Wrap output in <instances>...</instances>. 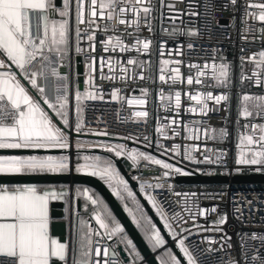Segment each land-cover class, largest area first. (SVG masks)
Listing matches in <instances>:
<instances>
[{"label":"snow or ice","instance_id":"1","mask_svg":"<svg viewBox=\"0 0 264 264\" xmlns=\"http://www.w3.org/2000/svg\"><path fill=\"white\" fill-rule=\"evenodd\" d=\"M164 7V0H159V6L153 0H0V149L33 150L32 154H0V173H76L98 178L151 250H162L155 257L160 264H264V231L245 230V214H250L257 200L247 201V206L243 197L231 201L232 217L242 225L234 244L224 230L228 213L219 204L200 205L202 199L223 200V194L177 191L172 182L174 176L192 174L191 169L186 170L187 164L195 165L196 172L204 171L202 165L227 169L229 150L210 148L209 143L223 144L230 137L236 141L234 171L247 168L264 173V0H230L224 5L232 9L231 26L237 28L243 42L237 81L242 95H237L232 128L228 126L232 94L215 90L230 89L233 64L212 49L211 58L206 56L203 63L188 61L186 76L181 73L182 56L175 61L159 59V84L151 82L158 89V108L166 115L157 114L150 134V114L143 107L150 89L143 87L139 96H127L113 82L130 85L137 71L145 79V72L153 69L154 42L162 57L167 41L199 35L198 29L175 24L166 29ZM200 7L210 14L215 2L201 0ZM192 8L190 3L188 14L197 15ZM171 19L175 21L176 16ZM157 31L161 35L156 36ZM257 41L258 52L250 54L243 46ZM186 46L189 50L194 47L192 42ZM74 61L83 64L82 74L72 71ZM104 81L109 82L108 93ZM179 84H186L187 90H175ZM244 84L259 92L249 94ZM106 95L118 105L116 119L122 123L133 120L135 131L113 132L108 125L93 128L86 121L89 102L105 101ZM182 96L187 97L186 106ZM125 103L142 110H132L122 120ZM222 103L224 125L212 127L208 113L219 112ZM85 134L96 139H82ZM120 158H126V166L136 170L130 177L135 184L117 167ZM74 190L84 197L83 209L90 212L97 227L80 219L78 233L70 231L69 238L61 242L49 236L48 205L50 200L67 198L70 202L73 187L57 191L55 186L41 190L35 183L0 184V258H7L6 264H146L105 198L90 187ZM141 196L162 222L170 241L148 214ZM211 214L215 218L210 226L199 223L201 217L207 221ZM117 244L123 245L126 259L116 250ZM174 248L181 254L179 258Z\"/></svg>","mask_w":264,"mask_h":264},{"label":"built area","instance_id":"2","mask_svg":"<svg viewBox=\"0 0 264 264\" xmlns=\"http://www.w3.org/2000/svg\"><path fill=\"white\" fill-rule=\"evenodd\" d=\"M154 3L159 6V0H153ZM215 7L214 10L211 11L210 14H206L204 10L200 7L201 0H164L165 7L163 9L164 18L163 23L164 27L171 28L173 24H175L178 28H195L199 30V35L194 36L192 38L187 37L186 35H180L178 39L172 41H167V47L164 51L162 57L157 55L156 53V43L154 42L152 45L153 55L151 56V60L153 63V69L151 72H145V79H141L139 71H137L136 79L130 85H125L119 82H113V86L124 88V95L132 96L140 95V89L143 87H148L151 91V94L147 97V104L143 106L147 111H149V118L147 122V128L150 134L154 132V126L156 121L157 114L161 117L166 115L165 110L163 108H158L159 98L155 94L158 89L154 88L152 84V80H155L156 84H159L158 76H159V64L158 61L160 58L163 59H172L173 61L179 59L181 56L184 60V65L181 66L182 75H187V63L189 60H193L199 63H203L204 58L207 56L211 58L212 49H216L217 56L224 57L227 61L232 62L233 64V79L232 85L229 88L224 89H216L215 91L218 93L219 91H230L232 94L231 100V112L229 115V128L231 129L233 126V122L236 119V107H237V95H242L240 90V85H238L237 81L239 78V55L240 48L242 46V41L238 34L237 28H233L231 26V19L233 16V11L231 8H225L224 5L229 3L230 0H214ZM193 5L192 11L196 12L197 15L190 16L188 14V6L189 4ZM175 5L176 7L169 10L167 5ZM171 12V15H170ZM175 15L176 19L173 21L171 16ZM238 15V14H237ZM158 27V25H154ZM147 35V32L143 33ZM161 35L159 31L156 32V36ZM192 42L194 47L192 50L187 48V43ZM244 47H247L251 52H258L260 50V42L257 41L251 44H244ZM179 53V55H178ZM122 60L126 59L125 57H120ZM144 59H149V57L145 56ZM175 66V65H171ZM170 66V67H171ZM109 82L104 81L105 85V93L110 91L108 87ZM243 89L248 91L249 94H254L259 92V89L255 86L249 87V85L244 84ZM175 90L186 91V84H179ZM198 90V89H197ZM187 100L186 96H182V105L186 106L184 102ZM214 103V102H209ZM118 107L116 102H111L109 96H105V101H96L89 102V105L86 109L85 119L87 122H90L91 127L103 129L105 125H108L109 128L113 132L123 133L125 131H135L137 128L136 123L128 119L126 122H121L116 119V108ZM132 110H142L137 107L136 109H132L131 106H128L126 103L124 105V111L120 113V117L123 120L126 117L131 116ZM172 115H175L173 112ZM226 115L223 109V103L221 105V109L219 112H209L208 113V123L212 127H221L224 125L223 117ZM196 119H200L199 116H196ZM241 121H244V118L241 117ZM140 128H143L144 125H139ZM86 135V134H85ZM89 136V135H87ZM82 139H96V138H82ZM179 142V141H177ZM234 137H230L228 141L220 144L218 142H210L209 147H223L229 150V156L227 158V169L222 166H204L201 167L204 169L203 172H196L195 165L187 164L193 172L201 174V175H211V174H226L229 177L234 174L241 173H251L255 172L251 169H243L241 172H235V165L233 163L234 156ZM131 146H136L129 141ZM142 147V145H141ZM126 160V158H123ZM130 164L131 162L128 161ZM132 175L136 174V170H130ZM209 172L211 174H209ZM146 175L149 173H145ZM175 177H173L172 182L176 186V190H192L196 192L207 191L209 193H221L223 194V200H209L202 199L200 201V205L202 207H211L213 204H219L222 209H224L228 213V220L226 225L224 226L225 232H228L232 237V240L235 244L236 241V233L240 231L242 225L233 219L231 213V201L233 199L239 200L241 197L245 199V206H247V201L257 200L258 202L252 204L251 212L246 213L245 225L247 226L245 230L250 231H264V223L261 222V217H264V184H244V183H226L220 185H179L175 182ZM166 194V193H165ZM215 218V214H211L209 219L206 221L205 218L201 217L199 219V223L204 224L205 226H210L212 219ZM95 240L96 237H93ZM199 239V237H197ZM114 241H107L108 244H112ZM118 245L123 248L122 244H117L116 250L119 253ZM219 247V246H217ZM124 250V249H123ZM111 251V249H110ZM225 253L221 252L223 256ZM231 255L235 257L236 252L233 250ZM7 258H0V264H6ZM215 260V257H213Z\"/></svg>","mask_w":264,"mask_h":264},{"label":"water","instance_id":"3","mask_svg":"<svg viewBox=\"0 0 264 264\" xmlns=\"http://www.w3.org/2000/svg\"><path fill=\"white\" fill-rule=\"evenodd\" d=\"M82 63L78 64V71L82 74ZM82 80V76H81ZM81 138H96L95 136L83 135ZM95 151L99 152V149ZM33 150L28 149H0V154H32ZM52 154L59 153V150H51ZM163 158V157H161ZM124 159L120 158L117 160V167L121 170V173L125 175L126 179H129V182L135 184L131 180V171H128L124 166ZM190 169L186 166V170ZM175 182L179 185H220L226 183H244V184H264V173H241L234 174L229 177L226 174H211V175H201L192 171L191 175H177L175 177ZM7 183L9 185L14 184H26V183H35V184H67L69 187L74 185H83L90 187L98 191L109 203V206L114 210L117 218L125 225L126 231L129 236L133 239L134 243L137 245L138 251H140L141 256L144 258L146 264H160L158 260L155 259L156 253L151 250L147 242L144 240L139 230L132 225L130 217L127 216V213L123 212L122 205L111 195L107 186L104 185L98 178L92 177L87 174H2L0 173V184ZM137 190L138 189H134ZM139 195V193H138ZM141 202L145 205L148 214L152 216L153 221L157 224V227L161 228L162 234L165 235L166 241H170V237L167 236L166 230L163 229L162 222L159 221V218L151 210V206L147 204V201L141 196ZM64 203L62 201H53L51 203V217L54 219L52 222V233L59 236V239L64 241L66 240V222L64 219ZM119 254L123 258L126 257V253L123 248L118 245ZM177 253L178 258L179 254L177 249H173Z\"/></svg>","mask_w":264,"mask_h":264},{"label":"crops","instance_id":"4","mask_svg":"<svg viewBox=\"0 0 264 264\" xmlns=\"http://www.w3.org/2000/svg\"><path fill=\"white\" fill-rule=\"evenodd\" d=\"M83 67V65H82ZM65 71H67V69H65ZM72 71L74 72H79L78 71V64L75 63V61L73 62V68ZM84 71V68H82V73ZM82 80H83V76H82ZM81 80V82H82ZM73 104H74V99H73ZM54 186V184H49L47 186H43L40 187L41 190H51V188ZM83 186V185H82ZM76 186H73V191L71 193V201L69 202V200L66 198L65 200H50L49 201V205H48V215H49V224H48V233L49 236L51 238L54 239H59V236L55 235L52 233V222H53V218L51 217V203L53 201H62L64 203L63 206V210H64V217L62 219L65 220L66 222V240L69 238L70 235V231L73 234L78 233L79 228H80V224H79V220L83 219L86 222H88L89 224L92 225L93 228L97 227L94 223V218L91 217L90 212L85 213L84 209H83V201H84V197L82 196H77L75 193V188ZM86 187V186H84ZM57 191H61L63 189H68L69 186L66 184V186H63V189L61 188V186H55ZM71 221V224H70ZM61 242H64L62 240H60ZM55 259V258H53Z\"/></svg>","mask_w":264,"mask_h":264},{"label":"trees","instance_id":"5","mask_svg":"<svg viewBox=\"0 0 264 264\" xmlns=\"http://www.w3.org/2000/svg\"><path fill=\"white\" fill-rule=\"evenodd\" d=\"M125 161L126 160H124V166L126 167V169L128 170V171H130V169L126 166V163H125ZM127 164H129L128 162H127ZM47 185H49V184H38V187H43V186H47ZM11 186V185H10ZM54 186H66V184H54ZM76 187H79V186H82V185H75ZM139 230V229H138ZM139 232H140V230H139ZM140 234L142 235V237H143V234L140 232ZM147 242V241H146Z\"/></svg>","mask_w":264,"mask_h":264},{"label":"rangeland","instance_id":"6","mask_svg":"<svg viewBox=\"0 0 264 264\" xmlns=\"http://www.w3.org/2000/svg\"><path fill=\"white\" fill-rule=\"evenodd\" d=\"M237 103H238V100H237ZM55 154H57V153H55ZM9 155H11V154H9ZM155 253H156V256H160V255H162V250L156 251Z\"/></svg>","mask_w":264,"mask_h":264}]
</instances>
